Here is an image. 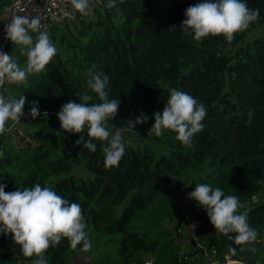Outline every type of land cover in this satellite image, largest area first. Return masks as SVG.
<instances>
[{
  "label": "trees",
  "instance_id": "1",
  "mask_svg": "<svg viewBox=\"0 0 264 264\" xmlns=\"http://www.w3.org/2000/svg\"><path fill=\"white\" fill-rule=\"evenodd\" d=\"M107 2L92 0L90 15L74 9L61 22L47 24L43 31L55 44L56 56L25 84L6 82L0 88L5 97L23 94L28 102L38 101L40 110L33 119L26 102V115L16 125L22 133L19 145L11 137L12 121L0 135V184L6 192L40 184L80 204L91 244L110 245L111 252L115 246L113 264H143L147 256L153 264H224L226 258L238 261L228 264H240L238 252L231 251L240 245L218 236L206 210L189 198L196 185L210 184L248 205V223L258 237L243 264H264V200L258 199L264 194V31L236 45L264 24V0H245L249 9L259 10V18L231 43L210 35L200 44L184 36L180 26L185 9L204 0H117L111 10ZM10 3L0 0V25ZM233 46L230 54L227 48ZM5 48L21 66L26 64L11 41ZM93 66L110 78L109 100L121 101L116 118L108 122L132 129L127 121L144 113L147 121L134 129L150 132L152 140L124 141L119 166L110 170L101 142L93 141L94 153L82 148L76 141L80 135L88 139L87 128L65 133L57 116L65 103L80 102L77 92L87 91ZM172 88L207 106L204 129L194 135L191 147L177 141L175 132L158 137L150 131ZM88 94L90 103L101 102ZM75 167L86 173L76 174ZM186 219L194 225V248H182L171 235ZM77 254H85L82 245L74 250L63 239L45 257L48 264H67ZM31 259L22 255L12 234L0 233V264H31Z\"/></svg>",
  "mask_w": 264,
  "mask_h": 264
},
{
  "label": "clouds",
  "instance_id": "2",
  "mask_svg": "<svg viewBox=\"0 0 264 264\" xmlns=\"http://www.w3.org/2000/svg\"><path fill=\"white\" fill-rule=\"evenodd\" d=\"M119 2L123 3V0ZM70 4L82 16L90 15V0H70ZM105 6L109 10L116 8L117 0H108ZM184 15L186 19L180 26L182 34L191 36L195 43H202L210 35H222L231 43L235 34L247 30L259 18V10L249 9L245 0H204L203 3L188 6ZM5 33V39L11 41L19 49L20 55L27 59L26 64L21 66L9 53L0 52V88L6 82L25 84L30 75L45 70L57 54L49 33L41 30L39 17L15 15L5 25ZM94 68L88 71L87 91L77 92L80 102L65 103L57 116L65 133L80 134L87 128L88 139L80 135L76 141L82 148L94 153L97 145L93 141L101 142L104 166L110 170L119 166L125 153L122 129L114 125L109 129L106 123L116 118L121 101L109 100L106 88L110 78L103 72L94 71ZM88 91L95 93L101 102L90 103L92 96ZM26 102L23 94L19 98L0 94V135L9 130V121L20 122L21 117L26 115ZM28 103L30 111L27 115L35 119L40 115L38 101ZM206 115V105L194 96L172 88L162 113L154 114L155 123L150 131L158 137L166 131L175 132L177 141L184 147H191L194 135L204 129L202 121ZM146 121V114L141 113L127 123L134 129L136 124ZM3 156L4 152L0 151V158ZM5 187L0 184V233L5 236L12 234V241L20 246L22 255L32 258L31 264H48L45 253L50 247H57L63 239H67L74 250L78 245H82L83 251L91 249L80 204L70 203L50 187H41L40 184L11 192H6ZM189 198L206 210L218 236L222 234L236 245H252L257 241L258 232L248 223L250 208L237 196H226L221 188L200 183L189 193ZM231 233L236 235L230 236ZM250 250L255 251L254 248ZM231 251L235 254L236 250L231 248Z\"/></svg>",
  "mask_w": 264,
  "mask_h": 264
},
{
  "label": "rangeland",
  "instance_id": "3",
  "mask_svg": "<svg viewBox=\"0 0 264 264\" xmlns=\"http://www.w3.org/2000/svg\"><path fill=\"white\" fill-rule=\"evenodd\" d=\"M92 2V0H90ZM74 8L70 4V11L68 12V15H72ZM264 31V24L258 25L254 27L252 30L245 33L244 38L238 42L236 45H243L245 42L250 41L252 38L261 35V33ZM234 47H228V52L232 54ZM107 127L109 129H112L113 125L116 126L114 123L106 122ZM17 122L12 123V130H11V137L13 142L16 145H19L22 141V133L20 129L16 126ZM117 127V126H116ZM123 132L124 141L135 145L136 143H142V142H149L152 143L150 132H143L140 128L137 129H124L121 128ZM73 171L76 174H85L86 172L81 167H75ZM258 199L264 200V194L261 195ZM179 207L180 210H182V204L183 200L179 199ZM168 226L171 228L173 227V223H168ZM177 243H179L182 248H194L197 246L196 238L194 236V225L192 222L188 221L187 219L182 221L178 227V229H175L172 231L171 234ZM250 248V245H240L237 248V254H238V260L239 263H246L247 260H249L247 253V250ZM110 245L106 244H92V247L89 251H85V254H77L74 257L70 259V261L67 264H113L116 260V256L113 254L115 250V246L112 244V251ZM230 263V262H229ZM232 263V262H231ZM234 263V261H233Z\"/></svg>",
  "mask_w": 264,
  "mask_h": 264
},
{
  "label": "built area",
  "instance_id": "4",
  "mask_svg": "<svg viewBox=\"0 0 264 264\" xmlns=\"http://www.w3.org/2000/svg\"><path fill=\"white\" fill-rule=\"evenodd\" d=\"M69 11L70 2L68 0H11V3L5 8L3 22L0 25V52H6L5 25L11 22L13 16L39 17L41 20V30H44L49 23L61 22ZM233 261L238 262L226 258L224 264ZM143 264H153L152 258L149 256L145 257ZM206 264L215 263L208 262Z\"/></svg>",
  "mask_w": 264,
  "mask_h": 264
},
{
  "label": "water",
  "instance_id": "5",
  "mask_svg": "<svg viewBox=\"0 0 264 264\" xmlns=\"http://www.w3.org/2000/svg\"><path fill=\"white\" fill-rule=\"evenodd\" d=\"M233 263V262H232Z\"/></svg>",
  "mask_w": 264,
  "mask_h": 264
}]
</instances>
